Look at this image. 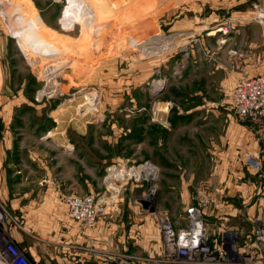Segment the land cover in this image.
<instances>
[{"label":"rangeland","instance_id":"1","mask_svg":"<svg viewBox=\"0 0 264 264\" xmlns=\"http://www.w3.org/2000/svg\"><path fill=\"white\" fill-rule=\"evenodd\" d=\"M262 14L264 0H0V148L9 147L7 160L37 165L21 166L13 185L20 195L34 191L20 216L0 202L5 226L35 235L49 225L63 236L75 228L78 236L60 199L92 196L111 250L124 239L126 251L154 255L157 228L139 200L155 185L154 207L179 225L204 197L210 234L249 230L247 217L257 214L235 180L240 152L222 144L244 130L252 144L254 126L226 101L242 75L232 52L264 50ZM145 161L157 167L156 181L126 178L124 170ZM119 166L113 173L125 182L109 178Z\"/></svg>","mask_w":264,"mask_h":264},{"label":"built area","instance_id":"2","mask_svg":"<svg viewBox=\"0 0 264 264\" xmlns=\"http://www.w3.org/2000/svg\"><path fill=\"white\" fill-rule=\"evenodd\" d=\"M263 20L258 16L261 46L264 47ZM232 55L241 62V72H245L236 80L227 97L226 106L236 117L254 126L255 130H251L253 138L258 145L263 146L259 151L246 152L242 158V166L249 174L261 177L259 188L264 197V160L260 156L264 152V50L248 47L233 51ZM246 69L256 70V73L247 75ZM122 168L119 166L118 170L116 167L111 171L124 170ZM132 169L137 172L131 173ZM124 171L126 178L135 182L145 180L152 184L158 176L157 167L149 161ZM120 178L121 181H126L123 176ZM145 192L139 201L145 204V210L157 228V251L154 250V255L146 254L147 256L139 253H105L104 264H264V206L257 216L247 217V221L252 223L249 230H218L216 234H210L204 217L210 201L207 198L198 197L195 203L187 206L184 211V224L177 226L173 218L154 207L152 200L156 193L155 185ZM61 200L70 219L76 222L81 231L95 228L97 218L102 215L98 208V199L95 201L92 196H71L62 197ZM6 224V217L0 209V260L3 264H41L30 259L24 249L18 248L12 242V233L15 230L8 229ZM77 249L71 247L72 254L67 255L69 261Z\"/></svg>","mask_w":264,"mask_h":264},{"label":"crops","instance_id":"3","mask_svg":"<svg viewBox=\"0 0 264 264\" xmlns=\"http://www.w3.org/2000/svg\"><path fill=\"white\" fill-rule=\"evenodd\" d=\"M244 72L245 70L242 71V73ZM48 132L51 133L52 130ZM48 132L45 133V138L52 139L51 136H47ZM238 133L241 134V136L237 141H233L231 134L227 133L224 142L225 143L227 142L228 145L225 143L222 145L224 147L235 148L240 152L238 157L235 156L236 159L234 160L239 165L238 167L240 168L236 172L238 175L240 174V176H238L235 180L241 185L240 187L241 189L242 188L245 189L244 190L245 191L244 196L246 197L245 199L246 200L250 199L252 201V204L249 206L248 209L249 213L253 214V212H255L258 215L262 207L264 206V197L260 193V188H259L261 177L259 175H254L256 177L247 175L248 177L245 179L244 174H242V172L244 173L243 171L244 168L242 166V158L246 152L259 151L260 148H262L263 146L258 145L255 142L254 138L252 137H251L252 144L249 143L250 141L249 136L251 133L248 130H244V133L243 132L241 133L238 132ZM58 147L65 152L66 156L71 155V151L73 152V148H70L71 146L67 147L65 145H58ZM213 147H215V145ZM8 148L9 147H5L2 149L0 148V151L3 152V155H1L2 158H0V202L12 215L15 214L20 216L19 214L23 211V208H25L22 205V199L34 198L35 197L33 196L34 191L29 192L28 196L20 195L21 191L20 193H16L13 185L16 181L18 183L22 181V176H20L22 171L21 166L28 168L37 165L34 163L35 161L32 157H30V160L23 159L22 161H20V158H17V160L16 159L13 160L11 158H10L11 160H7V158L4 157V152H6ZM17 152L18 151L16 150V156H18ZM65 155H60L58 157L60 158L59 159L60 162L64 160L62 158ZM260 156L264 160V152H262ZM58 158H55V161H58ZM11 168L14 169L13 172L10 170ZM252 178H255L256 181L252 180ZM19 185L21 186L22 183H20ZM36 196H38V194ZM242 198L244 199V197ZM32 206H34V203ZM55 209L56 208H54L51 217L55 215L54 214ZM163 213L167 214L164 211ZM175 223L177 226H181L177 222ZM76 226L79 232L78 236H77V232L76 233L73 232L75 228H73V230H69V228L66 227V231H65L66 234L63 236L58 234V231H54L49 225L45 226L43 230H41L42 228H38V232L35 235H31L29 232L25 231L22 227V229L13 231L12 242L18 248L24 249L30 259L39 261L41 264H104L105 261L103 255L105 253H116V252L137 253V252L126 251L124 246L125 243L124 239L117 241L121 245L119 249L117 247L118 245H116V247L113 250H111L113 243L112 241H109L108 237H106L109 234L107 231L108 229L104 228L103 224L100 225V220L99 222L97 221V224L92 231L90 230L84 232L80 230L77 224ZM120 232L121 230L119 229V233ZM129 234L126 237V240L127 241L132 240V242L130 243L132 245H136L138 243L137 242L138 238L136 236H131ZM138 236L140 238L142 237L141 234H139ZM77 237L80 238L84 237V239L82 241H79L76 240ZM55 238H58L59 241L52 242V240H50ZM107 245L109 246V249L105 247ZM68 247L78 248L75 254L72 256L71 261L69 262L66 261L68 255L67 250H69ZM0 264H3L1 260H0Z\"/></svg>","mask_w":264,"mask_h":264},{"label":"bare ground","instance_id":"4","mask_svg":"<svg viewBox=\"0 0 264 264\" xmlns=\"http://www.w3.org/2000/svg\"><path fill=\"white\" fill-rule=\"evenodd\" d=\"M73 7H74V5L70 6V9H72ZM78 10L81 11L80 9H78ZM82 13L84 14L83 16H84L86 19L89 18V15H90L89 10H84V11L82 10ZM259 18H260V19H264V15H263V14L260 15ZM262 22L264 23V20H263ZM54 88H55V87H54ZM49 89H50V88H49ZM46 90H47V89H46ZM53 90H54V89H53ZM55 90H56V89H55ZM55 90H54V92H55ZM63 90H65V89H63ZM49 91H50V90H49ZM46 92H47V91H46ZM52 92H53V91H52ZM57 92H58V91H57ZM55 94H56V93H55ZM90 102H91V101H90ZM85 103H86V102H85ZM87 103H88V102H87ZM88 105H89V104H88ZM84 106H85V105H84ZM84 106H83V107H84ZM80 107H81V106H80ZM85 109H86V107H85ZM79 110H80V108H79ZM78 112H79V111H78ZM84 112H85V110H84ZM81 114H82V113H81ZM50 134H51V133L49 132V133H48V136H50ZM110 170H112V169H110ZM107 171H108V170H107ZM130 172H131V173H135V172H137V170H136V169H135V170H131ZM113 174H114V173L112 172V174H110L109 178H110L111 176H113ZM116 174H120L119 176L116 177L117 179H121L120 176H123L120 172L115 173L114 176H116ZM114 176H113V177H114ZM147 200H148V199H147Z\"/></svg>","mask_w":264,"mask_h":264}]
</instances>
